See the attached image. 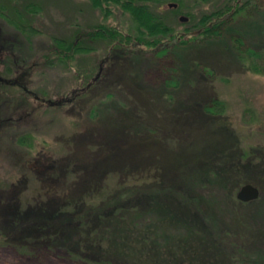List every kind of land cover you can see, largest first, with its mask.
<instances>
[{"label":"rangeland","instance_id":"374dc122","mask_svg":"<svg viewBox=\"0 0 264 264\" xmlns=\"http://www.w3.org/2000/svg\"><path fill=\"white\" fill-rule=\"evenodd\" d=\"M14 1L20 10L29 2L40 6L33 18V27L38 33L25 36L0 18V46L3 45L0 53L5 54L0 62V73L10 67V74L14 76L34 66L27 84L29 90L52 102L69 99L74 90L83 89L99 76L85 95L60 106L41 104L18 87L0 91V188L16 184L34 160L42 163L69 159L72 166L77 161L88 163L113 150L114 156L137 163L143 169H152L155 164L171 171L183 155L205 156L209 152L213 155L216 148L225 147L228 143L225 130L235 136L241 149L238 156L246 153L244 160L261 161L264 75L253 74L232 62L222 44L172 46L168 53L157 56L152 48L128 44L124 45L122 53L114 54L104 42L89 40L85 35L95 25L103 23L114 26L122 34L133 30L130 18L115 5L110 7L111 14L104 17L90 0ZM0 4L7 6L9 12L13 3L0 0ZM213 7L215 4L210 2L199 9L207 12ZM167 10V4L160 6L164 15H168ZM178 17L171 20L174 28L180 31L188 28V20L180 21ZM245 34L246 45L260 49L264 40V19L259 18ZM76 36L83 37V44L90 50L60 61L54 40L72 42ZM202 58L206 63L216 61L219 67L208 72L200 63ZM106 59L108 65L104 62ZM198 63L200 68L194 66ZM174 64L179 68L180 84L176 88L166 87L164 82ZM213 98L224 102L221 121L209 120L200 112V104ZM26 111L32 113L24 115ZM76 145L80 151L75 149ZM244 160L243 163L247 162ZM67 178L68 183L73 182L71 176ZM106 178H109L107 187L115 184L114 178ZM34 179L33 176L23 193L28 201L36 196L34 189L38 181ZM201 186H193L192 194L197 192L207 197L213 209L217 202L225 201L218 187ZM236 191L233 192L235 199ZM253 211L256 214L239 216L238 220L242 217L244 222L241 219L235 222L228 208L221 214L222 225L234 229L233 236L242 242V248L235 251L239 262L246 259L245 264H264V229L261 230L264 212ZM0 264L88 263L73 258L63 248L54 250L41 246L21 252L14 246L0 244Z\"/></svg>","mask_w":264,"mask_h":264},{"label":"trees","instance_id":"16d2710c","mask_svg":"<svg viewBox=\"0 0 264 264\" xmlns=\"http://www.w3.org/2000/svg\"><path fill=\"white\" fill-rule=\"evenodd\" d=\"M8 1L13 3L11 9L8 12L9 8L0 4V18L25 36L38 33L33 18L40 6L29 2L20 10L16 1ZM166 2L178 4L177 8H168V15L160 11ZM210 2L215 7L200 11L199 7ZM90 3L104 17L111 14L110 7L115 5L133 24V30L124 34L104 23L86 33L87 39L104 42L111 53H122L128 44L152 48L157 56L168 53L172 46L216 43L226 48L232 62L253 74L264 75V40L260 49L247 46L244 40L247 29L259 18L264 19V0H90ZM179 15L187 17L189 26L181 31L171 24ZM76 37L72 42L54 40L60 61L90 50L83 44V37ZM200 63L208 72L219 67L214 60L206 63L202 58ZM200 63L194 66L199 67ZM32 67L20 74L27 87L22 90L28 96L35 95L27 85ZM170 68L164 86L176 88L180 84L179 68L176 64ZM96 82L81 91L74 90L69 102L85 95ZM66 98L61 102L55 100V105H62ZM36 101L49 105L43 98ZM199 109L212 121H221L225 111L224 102L218 98L200 104ZM31 113L26 111L24 115ZM225 133L228 140L225 147L216 148L213 155L210 152L205 156L183 155L171 171L162 170L158 163L152 169H143L137 163L114 156L115 150L72 166L71 159L42 163L34 160L28 166L30 171L26 170L16 184L0 188V244L14 246L21 252L41 246L63 248L68 255L88 264H245L246 259L239 262L235 255L242 242L233 236L234 229L222 225L221 214L230 208L234 221L244 222L242 217L238 220L240 215L255 213L253 210L264 212V150L259 151L261 161L244 160L246 153L238 156L241 149L235 136L228 130ZM78 146L75 149L80 151ZM33 176L38 181L36 196L28 201L23 193ZM69 176L72 183H68ZM106 176L114 178L113 186L107 187ZM248 182L260 190L259 200L237 201L233 192ZM196 184L218 187L225 201L217 202L213 209L207 197L192 194ZM243 209L252 210L242 212Z\"/></svg>","mask_w":264,"mask_h":264},{"label":"water","instance_id":"95a60500","mask_svg":"<svg viewBox=\"0 0 264 264\" xmlns=\"http://www.w3.org/2000/svg\"><path fill=\"white\" fill-rule=\"evenodd\" d=\"M167 4H168V7H171V8H176L177 6V4H174V3H167ZM179 19L180 21H187V18L184 16H181ZM97 77L98 76L94 77L93 81H95ZM88 85H90V83ZM48 103L50 105H53L55 102L48 101ZM259 195H260V192L258 188L255 187L252 183L243 184L236 191V199L244 203L258 199Z\"/></svg>","mask_w":264,"mask_h":264},{"label":"flooded vegetation","instance_id":"af4514ba","mask_svg":"<svg viewBox=\"0 0 264 264\" xmlns=\"http://www.w3.org/2000/svg\"><path fill=\"white\" fill-rule=\"evenodd\" d=\"M2 46H0V48H2ZM4 55H2L0 53V62L1 63L4 59L3 58ZM4 62H6V59L4 60ZM10 72L11 71H10V67H9V68H3V72L0 73V91H4L5 89L10 88V87H18L19 89L21 88V89L26 90L27 87L25 85H23V83L21 82V75H20L24 72V70L22 69L21 71H18V73L14 74V76L11 75ZM36 98L38 99V97H36Z\"/></svg>","mask_w":264,"mask_h":264}]
</instances>
